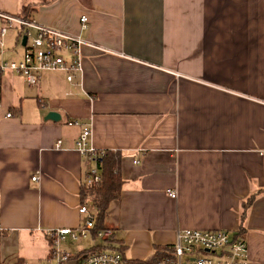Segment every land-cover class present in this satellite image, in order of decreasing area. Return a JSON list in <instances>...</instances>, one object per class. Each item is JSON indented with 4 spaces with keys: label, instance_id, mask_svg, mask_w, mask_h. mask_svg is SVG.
Instances as JSON below:
<instances>
[{
    "label": "crops",
    "instance_id": "crops-1",
    "mask_svg": "<svg viewBox=\"0 0 264 264\" xmlns=\"http://www.w3.org/2000/svg\"><path fill=\"white\" fill-rule=\"evenodd\" d=\"M23 8L86 42L71 83L61 71L31 86L0 72V264H27L24 235L50 258L45 229L83 222L93 163L69 120L119 153L123 180L103 220L112 235L67 238L73 257L110 244L145 260L177 229H224L245 239L248 264H264V0H0L1 11ZM15 45L4 59L19 57Z\"/></svg>",
    "mask_w": 264,
    "mask_h": 264
},
{
    "label": "built area",
    "instance_id": "built-area-1",
    "mask_svg": "<svg viewBox=\"0 0 264 264\" xmlns=\"http://www.w3.org/2000/svg\"><path fill=\"white\" fill-rule=\"evenodd\" d=\"M79 21L80 28L86 29L87 18L82 15ZM13 28L18 34L14 39L15 42L19 39L20 53L18 58L6 60L5 37ZM23 36L24 44L21 43ZM85 42L79 35L43 25L30 17L0 10V72H18L30 86L36 84L44 70L61 71L65 80L71 83L76 74H82L81 47ZM6 116H11V113L7 112ZM67 124L81 126L75 149L87 161L93 163L86 171L84 183L96 185L101 179L96 159L103 154V150L90 145L91 131L88 123L81 124L77 120H69ZM31 179L35 180L37 177L32 176ZM168 195L174 198L176 192L170 190ZM77 210L83 219L81 225L45 229V236L50 241V258L53 259V264H131L118 251L100 250L73 257L63 249L61 243L67 238L77 241L93 235L105 241L112 235V230L108 227L97 229L93 234L94 220L91 209L81 204ZM155 264H248L247 244L243 237L224 229H177L175 241Z\"/></svg>",
    "mask_w": 264,
    "mask_h": 264
},
{
    "label": "trees",
    "instance_id": "trees-1",
    "mask_svg": "<svg viewBox=\"0 0 264 264\" xmlns=\"http://www.w3.org/2000/svg\"><path fill=\"white\" fill-rule=\"evenodd\" d=\"M18 14L24 17H30L27 8H23ZM119 159V153L103 150V154L96 159V164L100 170L101 176L99 183L96 185H86L84 183L81 186V202L87 205L93 213V234L95 230L104 228L103 220L109 202L120 197L123 180L118 172ZM236 235H239V233ZM108 246L123 254L122 246L113 247L110 244ZM99 248L98 250H102V248L107 247L100 246ZM169 248L170 246L158 247L155 249L152 256L145 260H127V262L131 264H155L166 252H168ZM15 264H23V261L18 259Z\"/></svg>",
    "mask_w": 264,
    "mask_h": 264
},
{
    "label": "rangeland",
    "instance_id": "rangeland-1",
    "mask_svg": "<svg viewBox=\"0 0 264 264\" xmlns=\"http://www.w3.org/2000/svg\"><path fill=\"white\" fill-rule=\"evenodd\" d=\"M17 31L15 28L9 30L8 34L5 37V44L6 47H11L13 44H16L15 47L18 50V54L20 53V44L19 39L17 38V41L14 42V38L17 36ZM25 238L20 241L19 244H21L22 247V256L23 254L27 255L25 256V261L27 264H53L52 258H46L45 257V249L40 248L39 246V240H37L35 237L24 235ZM42 242V241H41ZM33 243V244H31ZM82 241L77 240V242L74 244H81ZM71 246V245H70ZM69 246V247H70ZM24 257V256H23Z\"/></svg>",
    "mask_w": 264,
    "mask_h": 264
},
{
    "label": "water",
    "instance_id": "water-1",
    "mask_svg": "<svg viewBox=\"0 0 264 264\" xmlns=\"http://www.w3.org/2000/svg\"><path fill=\"white\" fill-rule=\"evenodd\" d=\"M21 43H25V36L22 37ZM45 119H50V120H58L59 119V114L55 111H48L44 117Z\"/></svg>",
    "mask_w": 264,
    "mask_h": 264
}]
</instances>
